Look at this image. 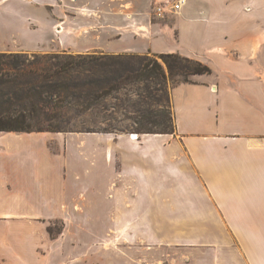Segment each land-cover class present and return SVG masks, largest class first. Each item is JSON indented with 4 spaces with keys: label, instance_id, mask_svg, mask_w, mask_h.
<instances>
[{
    "label": "crops",
    "instance_id": "obj_1",
    "mask_svg": "<svg viewBox=\"0 0 264 264\" xmlns=\"http://www.w3.org/2000/svg\"><path fill=\"white\" fill-rule=\"evenodd\" d=\"M111 1L93 4L107 22L90 49L179 54L212 74L171 89L174 134L0 132L7 264H20V222L47 238L54 220L51 264H264V0H186L157 22L148 0ZM88 15L70 0H0V53L35 51L55 26L64 51L88 53L68 47Z\"/></svg>",
    "mask_w": 264,
    "mask_h": 264
},
{
    "label": "trees",
    "instance_id": "obj_2",
    "mask_svg": "<svg viewBox=\"0 0 264 264\" xmlns=\"http://www.w3.org/2000/svg\"><path fill=\"white\" fill-rule=\"evenodd\" d=\"M210 74L207 65L179 54L151 60L127 54H0V132H67L58 123L68 111L84 113L114 93L147 83L135 93L152 100L153 109L139 116L133 133L174 134V116L163 104L168 79L179 78L176 85L192 84L190 78ZM48 232L54 238L51 227Z\"/></svg>",
    "mask_w": 264,
    "mask_h": 264
},
{
    "label": "rangeland",
    "instance_id": "obj_3",
    "mask_svg": "<svg viewBox=\"0 0 264 264\" xmlns=\"http://www.w3.org/2000/svg\"><path fill=\"white\" fill-rule=\"evenodd\" d=\"M96 0H70V2L77 7L88 12V16L90 18H95L94 21H88L83 23V31L78 33L71 39V43L68 44V47L75 50H84L90 49L95 46V36L97 35V29H100V25L106 23V20H103V10L99 13L92 12L93 4ZM107 1V2H106ZM137 6L144 4L143 0H112L111 3L115 4V8L119 11H122L126 4L133 3ZM161 0H148V8L151 13V18L153 22H157L159 20L168 19L171 16L166 18H160L157 13L154 11L156 4ZM106 2V3H105ZM105 4L108 5V0H105ZM102 3L101 5H104ZM58 6L69 8V5L66 6L63 3H60ZM107 9V7H105ZM43 11L39 12V9L36 10V15H43ZM54 25H57L54 21H52ZM56 27V32L52 33L51 36L54 38L51 40V43L35 45L33 49L35 51L31 52H17V53H0V54H28V55H46V54H60L67 53L73 55H86L91 53H99V54H107L102 50H93L88 53H78L75 51L68 52L67 50H63V44L60 45L59 40L56 38L57 36L54 34H59L60 31H57L60 27ZM103 29V28H101ZM12 46V47H11ZM11 49H22L23 46L20 45H11ZM147 57L149 60L155 59L156 55L147 54V55H139ZM191 59V58H190ZM195 60V59H194ZM192 81L193 79L190 78ZM179 78H175L173 80L168 79L165 86V96H163V104L168 107V111L171 115H173L172 105H171V89L176 86ZM147 83H140L137 85H132L127 87L126 90H122L120 92L114 93L112 96L102 99L98 101L93 108L85 111L84 113H78L77 111H68L67 115L63 121L58 123V126L67 132H77L85 129H99V130H112L116 133H129L137 129V119L141 114H146L148 110L153 109L154 102L144 96L143 98L136 96V91L138 89H144ZM157 106L155 107V109ZM158 109V108H157ZM64 221L62 220H54L49 221L47 226L48 228H52V233L54 238L51 237L50 233L45 237L44 229L42 227L41 222H20L18 228L19 235V244L21 248L20 253V264H51V261L46 258L48 257V240L58 239L63 233L64 229ZM10 232V229L8 230ZM49 236V237H48ZM28 246V247H27ZM29 246H31V250L29 251ZM24 252V250H27ZM8 261L11 260L8 258V253L5 251L3 247H0V264H7Z\"/></svg>",
    "mask_w": 264,
    "mask_h": 264
},
{
    "label": "built area",
    "instance_id": "obj_4",
    "mask_svg": "<svg viewBox=\"0 0 264 264\" xmlns=\"http://www.w3.org/2000/svg\"><path fill=\"white\" fill-rule=\"evenodd\" d=\"M185 4L186 0H161L156 4L154 11L160 18H166L178 14Z\"/></svg>",
    "mask_w": 264,
    "mask_h": 264
},
{
    "label": "bare ground",
    "instance_id": "obj_5",
    "mask_svg": "<svg viewBox=\"0 0 264 264\" xmlns=\"http://www.w3.org/2000/svg\"><path fill=\"white\" fill-rule=\"evenodd\" d=\"M134 137H136V136H134Z\"/></svg>",
    "mask_w": 264,
    "mask_h": 264
}]
</instances>
